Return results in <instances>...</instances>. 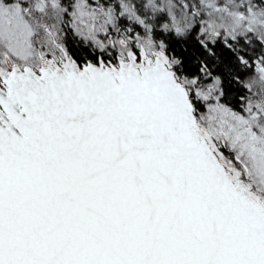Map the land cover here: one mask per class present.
Here are the masks:
<instances>
[{
	"label": "snow or ice",
	"instance_id": "snow-or-ice-1",
	"mask_svg": "<svg viewBox=\"0 0 264 264\" xmlns=\"http://www.w3.org/2000/svg\"><path fill=\"white\" fill-rule=\"evenodd\" d=\"M0 264H264V0H0Z\"/></svg>",
	"mask_w": 264,
	"mask_h": 264
}]
</instances>
